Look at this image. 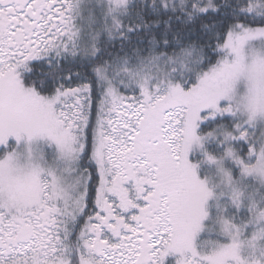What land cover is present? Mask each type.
Listing matches in <instances>:
<instances>
[{"label": "snow or ice", "instance_id": "obj_1", "mask_svg": "<svg viewBox=\"0 0 264 264\" xmlns=\"http://www.w3.org/2000/svg\"><path fill=\"white\" fill-rule=\"evenodd\" d=\"M0 264H264V0H0Z\"/></svg>", "mask_w": 264, "mask_h": 264}]
</instances>
